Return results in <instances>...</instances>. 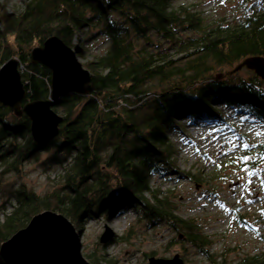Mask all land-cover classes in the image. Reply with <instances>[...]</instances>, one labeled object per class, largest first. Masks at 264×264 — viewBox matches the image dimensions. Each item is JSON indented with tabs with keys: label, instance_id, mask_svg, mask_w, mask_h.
I'll return each instance as SVG.
<instances>
[{
	"label": "trees",
	"instance_id": "obj_1",
	"mask_svg": "<svg viewBox=\"0 0 264 264\" xmlns=\"http://www.w3.org/2000/svg\"><path fill=\"white\" fill-rule=\"evenodd\" d=\"M173 1L27 0L17 12L0 4V67L18 61L22 105L50 97L51 72L30 62L32 49L56 37L83 58L78 36L96 28L88 41L99 35L108 43L103 55L82 64L93 92L66 95L52 108L61 111L63 123L47 143L34 142L26 115L0 103V177L42 153H50L44 164L64 170L57 191L38 196L21 186L14 192L13 206L0 220V245L42 212L60 214L81 231L83 220L133 208L148 227L163 224L181 233L209 264H264V251L235 263L210 255V237L194 221L176 216L164 193L150 186L152 177L175 171L169 133L180 121L217 123L223 106L257 120L264 130V78L254 70L247 78L232 72L246 59L264 60L263 0H241L238 21L212 25ZM152 36L175 48L183 65L177 66L166 49L157 50L161 45ZM222 67L234 68L220 73ZM250 148L245 145L239 158L255 149L264 159V143ZM89 258L91 264H114L104 256Z\"/></svg>",
	"mask_w": 264,
	"mask_h": 264
},
{
	"label": "rangeland",
	"instance_id": "obj_2",
	"mask_svg": "<svg viewBox=\"0 0 264 264\" xmlns=\"http://www.w3.org/2000/svg\"><path fill=\"white\" fill-rule=\"evenodd\" d=\"M25 1L0 0V4L8 12H17ZM241 2L174 0L173 6H188L203 14L205 23L212 25L238 21L244 10ZM96 33L97 28L79 34L78 42L85 50L83 58L76 55L80 65L105 53L108 43L103 37L98 35L88 41ZM151 38L154 44L161 45L157 50L166 49V55L175 60L177 66L183 65L185 60L180 59L182 56L175 48L169 49V45L162 44L156 37ZM233 68L222 67L220 73ZM261 68L264 65H260ZM236 73L247 78L253 72L242 68ZM157 84L152 83V86ZM219 110L221 119L217 123L198 120L187 124L180 121V127L169 133L176 149L175 171L152 177L150 186L164 193L163 197L173 206L176 216L194 221L201 233L210 237V255L222 256L227 263H235L247 255L264 251V159L258 157L252 148L264 143V130L257 120L245 117L233 108L219 106ZM55 113L61 115L60 110ZM245 145L251 147L249 152H253L239 158L245 152ZM49 154L42 153L37 161L25 162L18 172L0 177V220L11 210L13 194L19 187L23 186L38 196L60 188L64 170L62 166L44 164ZM180 173L189 174L191 178ZM199 175L201 180L195 179ZM105 227L112 232V238L101 244L99 238ZM74 228L79 232V228ZM80 232L81 254L88 263L91 262L89 257L104 256L114 264H148L150 257L171 259L179 255L183 264H209L182 239L181 233L163 224L148 227L142 222L140 211L133 208L114 213L109 218L98 215L83 220Z\"/></svg>",
	"mask_w": 264,
	"mask_h": 264
},
{
	"label": "water",
	"instance_id": "obj_3",
	"mask_svg": "<svg viewBox=\"0 0 264 264\" xmlns=\"http://www.w3.org/2000/svg\"><path fill=\"white\" fill-rule=\"evenodd\" d=\"M29 59L33 65L50 70L49 99L22 105L25 91L18 61L12 59L0 67V103L18 115H26L31 122L32 139L45 144L58 135L63 123V118L52 110L58 100L66 95L88 96L93 85L89 72L77 61L75 51L56 37L32 49ZM260 65H264L263 59H246L232 72L245 67L264 78V68L259 69ZM80 235L64 216L42 212L0 245V258L4 264H89L81 254ZM111 238L112 232L105 227L99 242L106 244ZM148 264H183V261L179 255L171 259L150 257Z\"/></svg>",
	"mask_w": 264,
	"mask_h": 264
}]
</instances>
